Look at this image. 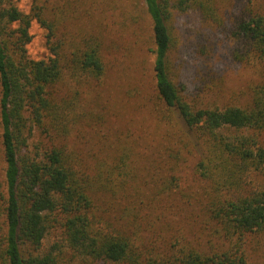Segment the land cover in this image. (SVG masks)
<instances>
[{
    "label": "trees",
    "instance_id": "1",
    "mask_svg": "<svg viewBox=\"0 0 264 264\" xmlns=\"http://www.w3.org/2000/svg\"><path fill=\"white\" fill-rule=\"evenodd\" d=\"M142 4L152 87L146 95L129 89L123 104L154 109L151 132L161 142L144 126L140 134L162 175L149 176L148 192L135 182L127 148L102 150L91 168L68 139L88 113L83 88L103 83L116 44L88 31L66 49L58 30L70 9L48 11L32 0L24 13L0 0V264H263L247 248L264 244V0ZM189 10L233 39L234 61L260 67L246 103L196 105L182 95L171 61L173 18ZM34 22L46 31L42 58L26 48Z\"/></svg>",
    "mask_w": 264,
    "mask_h": 264
},
{
    "label": "rangeland",
    "instance_id": "2",
    "mask_svg": "<svg viewBox=\"0 0 264 264\" xmlns=\"http://www.w3.org/2000/svg\"><path fill=\"white\" fill-rule=\"evenodd\" d=\"M12 1L24 13L30 10L32 0ZM38 2L48 11L55 5L70 9L69 16L65 18V27L58 30V39L65 42L66 49L68 44H74L88 31L103 35L108 44L110 41L116 44V55L113 53L105 55L109 71L103 83L83 88L82 109L86 108L88 113L81 116L74 125L68 139L71 144L81 146L79 155L90 162L91 168L98 167L99 161L95 155L102 150L122 151L127 148L126 151L132 161L131 166L134 167L133 174H139L135 177V182L141 183L142 192H148L152 183L149 176L154 180L162 175L160 171L155 170L152 162L154 156L147 147H144L145 141L140 134V126H144L149 130L147 136L153 142H161V135L151 132L155 124L154 109L147 104L146 111L139 113L123 104L127 102L125 94L127 95L129 89L135 88L137 92L140 90L146 95L149 87H152L150 67L153 56L148 50H152L154 46L150 21L143 13L142 0H38ZM230 6L231 3L223 7V10ZM133 18L136 20L135 26ZM173 30L177 41L171 56L175 68V82L187 100L196 105L219 106L247 102L250 89L261 78V69L258 65L233 60L231 52L234 41L227 33L204 24L194 10L175 14ZM30 34L32 39L26 47L30 57H44L49 53L46 31L34 22ZM201 44L205 47H201ZM146 86L149 87L145 88ZM131 104L133 105V101ZM159 130L161 133L162 130ZM193 160L194 157H190L182 171L187 183L191 180ZM140 199L138 200L144 204L152 201L146 196H141ZM142 213L143 211H140V214ZM150 221L155 230L160 228L167 235L156 218ZM189 227L191 228L186 230L192 232L193 225ZM257 243L250 244L247 251L255 261L260 260L264 264V244Z\"/></svg>",
    "mask_w": 264,
    "mask_h": 264
}]
</instances>
